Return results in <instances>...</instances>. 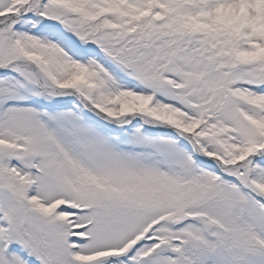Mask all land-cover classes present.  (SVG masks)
Masks as SVG:
<instances>
[{
  "label": "snow or ice",
  "instance_id": "6c2138e0",
  "mask_svg": "<svg viewBox=\"0 0 264 264\" xmlns=\"http://www.w3.org/2000/svg\"><path fill=\"white\" fill-rule=\"evenodd\" d=\"M0 264H264V0H0Z\"/></svg>",
  "mask_w": 264,
  "mask_h": 264
}]
</instances>
